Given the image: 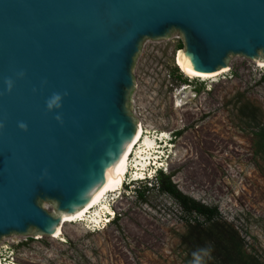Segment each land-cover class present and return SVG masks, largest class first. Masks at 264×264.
Instances as JSON below:
<instances>
[{
    "label": "water",
    "instance_id": "95a60500",
    "mask_svg": "<svg viewBox=\"0 0 264 264\" xmlns=\"http://www.w3.org/2000/svg\"><path fill=\"white\" fill-rule=\"evenodd\" d=\"M172 35L194 73L264 63V0H0V240L53 236L105 185L136 134L134 61Z\"/></svg>",
    "mask_w": 264,
    "mask_h": 264
},
{
    "label": "rangeland",
    "instance_id": "374dc122",
    "mask_svg": "<svg viewBox=\"0 0 264 264\" xmlns=\"http://www.w3.org/2000/svg\"><path fill=\"white\" fill-rule=\"evenodd\" d=\"M183 50L176 35L143 42L131 70L129 111L152 141L162 134L170 140L156 162L160 173L218 217L185 213L155 187L159 174L131 183L130 167L110 224H65L59 239L3 237V264H226L224 250L214 247L224 232L235 233L245 255L264 264V145L255 135L264 126V68L231 56L228 73L192 78L177 66Z\"/></svg>",
    "mask_w": 264,
    "mask_h": 264
},
{
    "label": "bare ground",
    "instance_id": "6f19581e",
    "mask_svg": "<svg viewBox=\"0 0 264 264\" xmlns=\"http://www.w3.org/2000/svg\"><path fill=\"white\" fill-rule=\"evenodd\" d=\"M180 55L181 52H179L177 56V66H179L181 71L184 72V74H186V76L188 77L207 80L211 78L213 79L214 77L220 76L227 72L226 68L220 69L212 74H198L191 72L185 67H183L181 64H179ZM254 62L258 63L257 65L258 68L261 69L264 68L263 62L257 60ZM178 107L180 106L176 105V108ZM150 135H151L150 131L144 130L142 126L138 128V124H136V134L134 139L126 147L125 152L123 153L119 162L113 168H111L106 174L105 185L92 196L90 202L85 207L81 208L75 214L63 217L62 223L57 228L55 234L53 236H50L51 238L59 239V237L62 236L63 226L65 224H72L75 222L82 223L83 221H86L87 225L93 224L96 227V229L102 230L100 225L101 223L105 222L104 221L105 219L106 220L108 219L107 216L115 217V212L114 210H112L111 206L114 203H116V201L120 200L122 197L123 186L126 181L125 179L129 172L130 167L135 172L134 173L135 176L133 174V177L131 178V182L138 179H143L144 177H146V175L148 178H151L156 169L163 168V167H158L156 165V162L159 161L160 156H163L162 150L164 148H168V149L170 148V140H167L166 134H162L161 140L160 138H156L154 140L156 141V143L158 142L162 146V147H158V145L151 140ZM138 145H140L139 151L135 152L137 151L136 147ZM133 154H134V159L130 163V159L132 158ZM152 165L154 167L151 168ZM94 208L95 210L93 214L90 216V218H87V215L90 214V211H92ZM108 224H110V222H108ZM89 227H91V225ZM11 236H15V235H11ZM20 236H24V235H20ZM0 264H3L1 258H0Z\"/></svg>",
    "mask_w": 264,
    "mask_h": 264
},
{
    "label": "trees",
    "instance_id": "16d2710c",
    "mask_svg": "<svg viewBox=\"0 0 264 264\" xmlns=\"http://www.w3.org/2000/svg\"><path fill=\"white\" fill-rule=\"evenodd\" d=\"M255 135L259 138L261 146H263L264 126L259 128ZM158 177H161V179L159 180V183H157L158 185H155V187H157V189L162 193H165L173 198L185 213H196L197 215L204 217L207 221L218 217V212L216 209L205 207L179 192L174 184L171 183L169 177H166L161 173H159ZM215 242V248L224 250L226 264H259L256 260L245 255L243 252V244L239 238H237L235 233L227 232L226 234L224 232L223 235L217 236Z\"/></svg>",
    "mask_w": 264,
    "mask_h": 264
},
{
    "label": "clouds",
    "instance_id": "9594fccd",
    "mask_svg": "<svg viewBox=\"0 0 264 264\" xmlns=\"http://www.w3.org/2000/svg\"><path fill=\"white\" fill-rule=\"evenodd\" d=\"M18 75L22 77V76L24 75V73L21 72V73H19ZM5 84H6V87H7V91H8V92H11V91H12V88H13V86H14V82H13V80H12L11 78H8V79L5 80ZM64 95H67V93H65ZM46 106H47V109H48L49 111H52V110H54V109H59V108H61V106H62V96H61V94H59V93H53L52 96L46 101ZM55 118H56L58 121H61V122H62V120H61V116L57 115ZM18 126H19V128H20L21 130L27 131V125H26L24 122H19ZM0 127H3V124H0ZM151 168H152V166H151ZM162 170H163V169H161V168H160V169H156L155 172H154V174L152 175L151 178H148L147 175H146V177H144L143 179H147V180H144L143 182H137V181L135 180V181H132L131 183H145V182H150V181H152V179H153L154 177H156V175L159 174ZM124 185H126V183H124ZM108 218H109V220H110V221H109L110 223L114 220V217H108ZM105 225H107V224H105ZM209 251H210V250H209Z\"/></svg>",
    "mask_w": 264,
    "mask_h": 264
}]
</instances>
